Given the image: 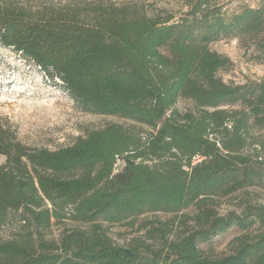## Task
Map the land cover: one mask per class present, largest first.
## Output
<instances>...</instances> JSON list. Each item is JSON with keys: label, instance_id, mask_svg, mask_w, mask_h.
Returning <instances> with one entry per match:
<instances>
[{"label": "trees", "instance_id": "1", "mask_svg": "<svg viewBox=\"0 0 264 264\" xmlns=\"http://www.w3.org/2000/svg\"><path fill=\"white\" fill-rule=\"evenodd\" d=\"M35 2L0 0V46L56 79L79 111L130 125L48 150L0 124V264H264V206L218 212L264 193L253 134L264 129V82L224 83L231 62L208 47L238 39L264 64V0L232 13L187 0L177 19ZM114 226L138 235L116 245Z\"/></svg>", "mask_w": 264, "mask_h": 264}, {"label": "rangeland", "instance_id": "2", "mask_svg": "<svg viewBox=\"0 0 264 264\" xmlns=\"http://www.w3.org/2000/svg\"><path fill=\"white\" fill-rule=\"evenodd\" d=\"M15 1V0H14ZM53 5H125L141 11L149 17L161 19L183 14L187 0H34ZM35 2V3H36ZM259 0H217L213 2L222 12L232 13L241 7H256ZM34 3V2H33ZM209 49L227 57L231 66L220 71L218 76L226 84L242 85L249 81L264 82V64L250 58L251 50H246L238 39H229L209 44ZM188 104L179 103L182 110ZM0 124L15 131L17 139L27 147L56 150L70 146L78 137H84L89 131L100 130L109 124L129 126L124 120L91 115L79 111L74 102L63 92L56 79L51 80L38 67L22 60L9 48L0 46ZM254 137L264 143V129L254 132ZM5 158L0 156V165ZM248 199L252 203L264 206V193L250 189L247 194H237L221 202L220 214L238 211L237 205ZM66 225V224H65ZM52 226L46 232L47 239H55L63 229ZM112 241L119 246L138 235L128 227H111L108 232ZM234 233L213 243V252L225 251V244Z\"/></svg>", "mask_w": 264, "mask_h": 264}]
</instances>
